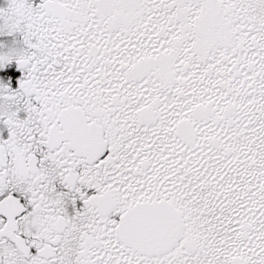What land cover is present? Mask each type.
<instances>
[{
  "label": "snow or ice",
  "instance_id": "obj_1",
  "mask_svg": "<svg viewBox=\"0 0 264 264\" xmlns=\"http://www.w3.org/2000/svg\"><path fill=\"white\" fill-rule=\"evenodd\" d=\"M0 264H264V0H0Z\"/></svg>",
  "mask_w": 264,
  "mask_h": 264
}]
</instances>
